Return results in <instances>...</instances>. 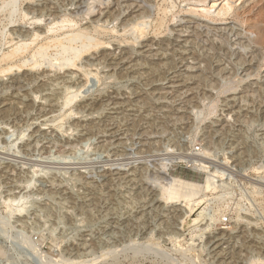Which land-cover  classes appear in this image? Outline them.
Listing matches in <instances>:
<instances>
[{"label": "rangeland", "instance_id": "374dc122", "mask_svg": "<svg viewBox=\"0 0 264 264\" xmlns=\"http://www.w3.org/2000/svg\"><path fill=\"white\" fill-rule=\"evenodd\" d=\"M215 1L210 15L182 0L97 4L77 27H90L107 45L91 60L95 67L83 57V69L60 74L50 69L62 63L55 48L51 64L36 63L32 53L70 33L49 34L50 21L36 27L46 35L7 65L3 56L25 44H7L24 21L10 24L0 12V70L12 66L26 81L18 105L0 114V264H250L264 256V46L252 44L251 22L242 23L259 14L264 0H234L226 16L221 9L227 0ZM27 3L32 1L21 4V12ZM142 7L150 13L138 21L144 38L134 25L123 27L141 16ZM108 13L118 21L109 27L95 22ZM159 20L164 27L157 30ZM254 57L260 77L242 82L252 69L238 63ZM204 152L211 161L207 173L188 160ZM208 174H218L215 195L207 194L199 207L208 230L183 227L189 222L184 204L157 203L168 180L204 185ZM13 197L21 200L11 213L6 200ZM221 234V255L215 256L208 243Z\"/></svg>", "mask_w": 264, "mask_h": 264}, {"label": "bare ground", "instance_id": "6f19581e", "mask_svg": "<svg viewBox=\"0 0 264 264\" xmlns=\"http://www.w3.org/2000/svg\"><path fill=\"white\" fill-rule=\"evenodd\" d=\"M27 0H3L0 6V12H4L7 16V21L10 24H14L17 23V20L19 21V19L21 21H24V26H20L19 29H14L12 30L11 34H10V39L9 42L7 44H14L17 45L18 43H23L25 42V44H23L22 47H18L15 50H13L12 52H9L8 54H6L5 56H3V62H5L7 65L12 64L14 61H16L19 57L24 56V54L26 52H28L29 49H31V47L36 44V42H38V40L40 39V37H42L41 35L47 33V31L45 32H41V31H36V27H41V25L46 24L48 21H50V24H54L53 26L51 25L48 28V33L49 34H56L60 33V34H64V33H70V35L66 34V38L64 40H59L60 38H58L59 41H56L57 39L53 40L50 43H47L43 46H41L40 48L37 47V51H35L34 55L32 53L33 59H35L36 63H40V62H44V64L46 65L47 63H50V60H48L49 58V50L52 48H55L58 52V58H59V63L60 61L62 62L61 64L57 65V68L55 67V64H52V66H50V69H54L55 73L60 72L61 71H68V70H73V68H79V69H83V64L85 62L81 64H78V61L82 60L83 57L85 58H89V60H87V64L89 66H94L95 63H91V60L93 59V57L95 56L96 52L99 50V48H101L102 46L107 45L106 42L100 41L99 39L97 40L96 38H94L91 33H90V27L85 28V26H83L82 24L80 25V27H77L79 25V22L83 23V21H86L87 19L89 20V17L95 12V9L97 7V4L99 5H107V7L109 5H111L110 2H107V0H31L32 3H27L26 8H24V12H21V4H23L24 2H26ZM137 1V0H136ZM144 1V0H142ZM234 0H227V3L222 7L221 11L222 13H224V15H228V13L231 11L232 9V3ZM150 1H147L145 3H147V7L149 6ZM182 2L184 3H191L192 2L196 3V7L194 8H200L202 11H205L206 14H209L211 10L216 9L217 7V2L215 0H210V4L209 7L204 5L208 2V0H182ZM236 3V2H235ZM200 4V5H199ZM121 4L119 3V6ZM131 5V4H130ZM127 6V9L129 10L130 8H132L131 6ZM257 5H259V3H257ZM206 6V7H204ZM138 7V6H137ZM208 7V8H207ZM256 6L254 5V7L251 10V12L254 10ZM126 8V7H125ZM143 8V7H142ZM262 8V7H260ZM145 10V8H143ZM149 9V8H148ZM200 10V11H201ZM247 12V11H246ZM250 12V11H249ZM248 12V13H249ZM123 13V12H122ZM189 13L196 15L197 13L200 14L201 12L198 11H189ZM121 14V13H120ZM124 14H125V10H124ZM149 10H145L143 11V13L138 15L139 17L134 18L133 20L131 19L128 24H122L124 29L126 27H128L129 25H134L135 29L137 30L138 33L141 34V36H146L145 33V29L144 25L143 28L141 27L142 25L138 22L139 19L141 18H145L148 16ZM205 14V16H206ZM247 14V13H246ZM105 15V14H104ZM109 15L106 14L105 17H107ZM165 15V12H164ZM175 15V14H174ZM188 15V14H187ZM210 15V14H209ZM111 16V15H110ZM150 16V15H149ZM208 16V15H207ZM243 16L240 15L239 13L236 15V19H240L239 17ZM113 19L114 17L111 16ZM116 17V16H115ZM77 18V19H76ZM107 20H96L95 22L99 25L102 24L101 26H105L107 25L108 27L111 24H114L116 22V20L118 19V16L116 17V19L112 20V18L107 17ZM174 18V17H173ZM92 19V18H91ZM105 19V18H104ZM160 19V18H159ZM162 19V18H161ZM178 20V18H174L173 20ZM235 19V18H234ZM242 19V18H241ZM245 19V18H244ZM176 20V22H177ZM118 21V20H117ZM159 24H157L158 28L157 30L161 29L162 27H164V22L163 20H159ZM183 19H180L179 22H182ZM93 22V23H95ZM187 22V21H186ZM250 23L249 24V28L250 30H252V33L256 34V37L251 40L252 44L256 45V46H264V7L260 10L259 14L248 17L247 20H243L242 23ZM88 23V22H87ZM86 23V24H87ZM144 23V22H143ZM187 23H191V22H187ZM77 27V28H76ZM121 27V26H120ZM115 28H118L117 26ZM33 29V30H30ZM226 29V28H225ZM224 29V30H225ZM38 30V29H37ZM231 32L234 31V29L231 27V29L229 30ZM186 32V31H184ZM229 32V33H231ZM5 31H0V35L4 36ZM238 37H241L242 34L238 31L235 30V34ZM56 37V36H55ZM30 42V43H29ZM29 43V44H28ZM38 45V44H37ZM40 45V44H39ZM110 45V44H108ZM245 45V44H244ZM18 46V45H17ZM222 46V45H220ZM225 46V45H224ZM246 46V45H245ZM250 47V44H249ZM34 49V48H33ZM32 49V50H33ZM219 49V48H218ZM223 49V47H222ZM245 49H248V46L245 47ZM225 50V49H224ZM218 51V50H217ZM228 53V52H227ZM235 53V52H233ZM232 53V54H233ZM248 53V52H247ZM230 54V53H229ZM237 54V53H236ZM235 54V56H236ZM231 55V54H230ZM248 54H246L247 56ZM30 56V55H29ZM234 56V58H235ZM240 56V55H239ZM258 56V55H257ZM260 56V55H259ZM51 57V55H50ZM57 57V56H56ZM115 58V56H114ZM217 58V57H216ZM215 58V59H216ZM32 59V60H33ZM117 59V58H116ZM247 59V58H246ZM254 59H256L255 57L252 58L251 61L249 60H244V59H240V62L238 63L239 66L244 67L243 69L245 70L247 67L246 66H250L252 69L250 71V73H247L244 78H242V82L246 81L248 79H251V77H260L261 74V66L257 65V67H254L256 64H252V62H254ZM261 59V58H260ZM210 60V59H209ZM262 60V59H261ZM260 60V61H261ZM264 60V59H263ZM46 61H49L46 63ZM221 61V60H220ZM34 62V60H33ZM256 62V61H255ZM27 63V62H26ZM36 63H34L33 67L35 69H38V71H36L35 73H40V69L41 66L38 64L35 65ZM41 64V63H40ZM259 64V63H258ZM28 65V64H27ZM100 65V64H99ZM102 65V64H101ZM118 65V64H117ZM36 66V67H35ZM48 66V65H47ZM98 66V64H97ZM22 67H24V65H22ZM32 67V68H33ZM86 67V66H85ZM95 67V66H94ZM117 67V66H116ZM13 67H7L6 69H1L0 70V75H4L7 74L11 71H13L12 69ZM40 68V69H39ZM15 69V68H14ZM17 69V68H16ZM21 69V66L18 67L17 70ZM98 69V68H97ZM45 70L43 69L41 72H44ZM49 71V70H48ZM52 71V72H54ZM223 71V70H222ZM14 72V71H13ZM18 71L14 72L15 74H11L9 79L4 80V78L6 77V75L4 76H0V114H3V117L5 116L4 113L7 111H9V109L15 108V105H18V103L15 101V99L19 98L21 96V92H25V83H23L21 80H19L20 75L19 73H17ZM51 72V71H50ZM64 72V73H65ZM23 74L26 75V73L23 72ZM33 74V72H32ZM41 74V73H40ZM44 74V73H42ZM92 74V73H91ZM101 74V73H100ZM118 74V73H117ZM145 74V73H144ZM167 74V73H166ZM31 75V74H30ZM56 75V74H55ZM241 75V74H240ZM24 76V75H23ZM38 76V75H37ZM143 77V76H142ZM25 78V77H24ZM36 78V77H35ZM39 78V77H38ZM37 78V79H38ZM168 78V77H167ZM23 79V78H22ZM28 79V78H27ZM148 79V78H147ZM30 80V77H29ZM164 80V78H163ZM162 80V81H163ZM241 80V79H240ZM239 80V81H240ZM20 81V82H18ZM227 81V79L225 80ZM234 81V80H233ZM159 82V81H158ZM235 82V81H234ZM28 83V82H27ZM33 83V82H32ZM31 83V84H32ZM154 83V82H153ZM228 83V82H227ZM230 83V82H229ZM10 84V85H8ZM232 84V82H231ZM28 85L30 86V84L28 83ZM27 85V86H28ZM145 85V84H144ZM149 86V84H147ZM227 85V84H226ZM38 86V85H37ZM143 86V85H142ZM222 86V85H221ZM220 86V88H221ZM233 87V86H232ZM236 87V86H234ZM233 87V88H234ZM252 87V86H251ZM215 88V87H214ZM231 88V89H233ZM36 89V88H35ZM34 90V89H33ZM229 90V89H228ZM227 90V91H228ZM69 91V90H68ZM80 91V90H79ZM226 91V90H225ZM39 92V91H38ZM42 92V91H41ZM224 92V91H223ZM75 93V92H74ZM140 93V92H139ZM138 93V94H139ZM225 93V92H224ZM134 94V93H132ZM36 95V94H34ZM26 96V95H25ZM136 96V95H135ZM22 97V96H21ZM40 97V96H39ZM48 97V96H47ZM51 97V96H50ZM38 98V97H37ZM36 98V99H37ZM74 98V95L73 97ZM20 99V98H19ZM65 99V97H64ZM209 99V98H208ZM42 100H44V98H42ZM41 100V101H42ZM240 100V99H239ZM72 101V100H71ZM37 102V101H36ZM54 102V101H53ZM70 102V101H69ZM33 103V102H32ZM42 103V102H41ZM52 103V102H51ZM70 104V103H69ZM117 104V103H116ZM212 104V103H211ZM260 104V103H259ZM60 105V104H59ZM68 106V103L66 104ZM214 105V104H213ZM45 106V105H43ZM64 106V104H63ZM215 106V105H214ZM62 107V106H61ZM109 107V106H108ZM38 108V107H37ZM40 108V107H39ZM80 108V107H79ZM213 108V107H212ZM209 107V109H212ZM78 109V108H77ZM82 109V108H81ZM216 108H214L215 110ZM23 110V109H22ZM71 110H74L71 109ZM70 110V112H71ZM212 110V111H214ZM210 111V112H212ZM26 112V111H24ZM38 112V111H37ZM74 112V111H73ZM72 112V113H73ZM215 112V111H214ZM212 112V113H214ZM5 113V114H6ZM20 113V112H19ZM39 113V112H38ZM76 113V112H75ZM80 113V112H79ZM17 114V113H16ZM26 114V113H25ZM24 114V116H25ZM209 114V113H208ZM211 114V113H210ZM14 115V114H13ZM18 115V114H17ZM68 115V114H67ZM80 115V114H79ZM82 115V114H81ZM7 116V115H6ZM48 116V115H47ZM71 116V115H70ZM74 116V115H73ZM72 116V117H73ZM21 117V116H20ZM41 117V116H40ZM63 118V117H62ZM65 118V117H64ZM63 118V119H64ZM231 118V117H230ZM4 119V118H3ZM38 120V119H35ZM40 120V119H39ZM20 121V120H19ZM15 122V121H14ZM32 122V121H31ZM36 122V121H35ZM13 124V123H12ZM10 126V125H9ZM80 127V126H79ZM10 128V127H9ZM71 128V127H70ZM6 129V128H5ZM72 130V128L70 129ZM107 130V129H106ZM11 131V130H10ZM67 131V130H66ZM99 131V130H98ZM65 132V131H64ZM69 132V131H68ZM88 132V131H87ZM104 132V131H103ZM116 132V131H115ZM36 135V132H34ZM70 133V132H69ZM73 133V132H72ZM117 133V132H116ZM7 134V133H6ZM65 134V133H64ZM96 134V133H95ZM23 135V134H22ZM66 135V134H65ZM64 135V136H65ZM92 135V134H91ZM97 135V134H96ZM115 135V134H113ZM111 135V136H113ZM118 135V134H116ZM25 136V135H24ZM32 136V135H31ZM93 136V135H92ZM39 137V136H38ZM115 137V136H114ZM32 138V137H31ZM71 138V137H70ZM26 139V138H25ZM30 140V139H29ZM79 142V141H78ZM28 144V143H27ZM1 145V144H0ZM35 145V144H34ZM33 145V146H34ZM14 146V145H13ZM30 146V145H28ZM1 147V146H0ZM15 147V146H14ZM12 148V147H11ZM11 148H9L11 150ZM20 148V147H19ZM33 148V147H32ZM9 150V151H10ZM35 150V149H34ZM18 151V149H17ZM27 153V152H26ZM202 153V152H201ZM28 155V154H27ZM200 155V154H199ZM208 153L204 152V154L200 155V157H191L190 159L188 158V160H192V167H196V169H200L201 171H204L207 173V171H209L211 168L209 166L210 162L207 158ZM17 156V155H16ZM15 156V157H16ZM21 156V155H20ZM183 160V159H182ZM187 160V159H185ZM187 160V161H188ZM188 162V163H191ZM100 164V163H99ZM215 166V165H214ZM219 166V165H218ZM194 167V168H195ZM220 167V166H219ZM218 167V168H219ZM214 169V168H213ZM221 169V168H220ZM164 170V168H163ZM166 170V169H165ZM164 170V171H165ZM42 171V170H41ZM212 172V170H211ZM164 173V172H163ZM210 173V172H209ZM213 173V172H212ZM215 173H219L221 174L220 171H215ZM166 174V171L165 173ZM214 174V173H213ZM209 175V174H208ZM207 175V176H208ZM216 175V174H215ZM218 175V174H217ZM216 175V176H217ZM167 176V175H165ZM216 176H212L211 174L206 178V183L204 185L195 183V182H190L188 180H183V179H170L166 177V181L168 180V183L165 184L164 186H161V191L162 193L159 194V198L156 200L157 203L158 202H164L167 204H173V205H182L184 204V209L186 210V213H184V215L189 214V222L186 224L183 222V227L187 226V225H191L193 228H199L202 226H206L203 231L208 230L209 225L207 226V223L202 224V222H204L206 220V212L205 211H200L201 208H199L202 204L204 205V203H206V201L208 202V198H207V194L209 196V193L215 195V191L217 190L216 186H215V177ZM163 178V177H162ZM162 185V184H160ZM29 186V185H28ZM159 186V185H158ZM263 187V186H262ZM157 193V192H156ZM255 194V193H254ZM152 195V194H151ZM9 197V196H8ZM5 200V199H4ZM21 198L18 197H13V198H9L6 200V203L11 211V213H13L14 209L13 207L17 204V202L19 201L20 203ZM177 205V206H178ZM155 206V205H154ZM7 207V208H8ZM203 207V206H202ZM238 207V206H237ZM179 208V207H177ZM201 213L197 214L199 211ZM23 209V208H22ZM180 209V208H179ZM203 209V208H202ZM24 210V209H23ZM7 211V210H6ZM23 212V211H21ZM177 212V211H176ZM205 212V213H204ZM17 214V213H16ZM240 214V213H238ZM175 215V214H174ZM178 215V214H177ZM182 215V213H181ZM180 215V216H181ZM183 215V216H184ZM208 215V214H207ZM238 216V215H237ZM179 217V215L177 216ZM246 217V216H245ZM243 217V218H245ZM176 218V217H175ZM184 218V217H182ZM180 218V219H182ZM212 218V219H211ZM210 219L213 220V217H211ZM185 219V218H184ZM210 219L208 221H210ZM252 219V218H251ZM243 220V219H241ZM249 220V219H248ZM247 220V221H248ZM180 221V220H179ZM206 221V222H208ZM218 221V220H217ZM181 222V221H180ZM252 222V220H251ZM171 223V222H170ZM174 223L175 220H174ZM210 223V222H209ZM208 223V224H209ZM214 223V222H213ZM211 224V223H210ZM201 225V226H199ZM179 225H177L178 227ZM199 226V227H198ZM238 226V225H237ZM189 227V226H188ZM253 228V227H252ZM142 229V228H141ZM200 229V228H199ZM242 229V228H241ZM194 230V229H193ZM221 230H225V228H222ZM171 231V230H170ZM174 231V230H173ZM176 231V230H175ZM174 231V232H175ZM142 232V231H141ZM168 232V231H167ZM165 232V233H167ZM252 232V231H251ZM192 233V232H191ZM190 233V234H191ZM199 233V232H198ZM217 233V232H216ZM253 233V232H252ZM255 233V232H254ZM172 234V233H171ZM224 234V233H223ZM173 235V234H172ZM177 235V234H176ZM192 235V234H191ZM220 235V234H219ZM227 235V234H226ZM165 236V235H162ZM178 236V235H177ZM180 236V235H179ZM183 236V235H182ZM200 235H197V237H199ZM222 237L218 238V236H216V240H212L210 241L208 244H210V249H212L213 252H216L220 249L221 247V243L222 241H224V236L221 234ZM172 237V236H171ZM176 237V236H175ZM204 236H202L203 238ZM214 237V236H213ZM170 238V237H169ZM178 238V237H177ZM176 238V239H177ZM171 239V238H170ZM175 239V240H176ZM179 239V238H178ZM183 239V238H182ZM152 240V239H151ZM180 240H181V236H180ZM134 241V240H133ZM194 241V240H193ZM203 241V240H202ZM201 241V242H202ZM241 241V240H240ZM132 242V240L130 241ZM135 242V241H134ZM154 242V241H152ZM151 242V243H152ZM207 242V241H206ZM149 243V242H148ZM150 244V243H149ZM177 244V243H176ZM194 244V243H193ZM207 244V243H206ZM205 244V245H206ZM223 244V243H222ZM240 244V243H239ZM131 245H133L131 243ZM142 245V244H141ZM189 245V244H188ZM243 245V244H242ZM153 246V245H152ZM191 246V245H190ZM194 246V245H193ZM259 246V245H258ZM187 247V246H186ZM201 247V246H199ZM248 247V246H246ZM188 248V247H187ZM254 248V247H253ZM139 249V248H138ZM241 249V248H240ZM249 249V248H248ZM252 249V248H251ZM140 250V249H139ZM186 250V249H185ZM188 250V249H187ZM190 250V249H189ZM188 250V251H189ZM196 250V249H195ZM232 250V249H231ZM176 251V250H175ZM181 251V250H180ZM187 251V252H188ZM194 251V250H193ZM220 251V250H219ZM216 252L215 256L217 255H221V252ZM239 251V250H238ZM253 251V250H251ZM140 252V251H139ZM184 252V251H183ZM186 252V253H187ZM224 252V251H223ZM231 252V251H230ZM254 252V251H253ZM177 253V252H176ZM190 253V252H189ZM188 253V254H189ZM203 253V252H202ZM256 253V251H255ZM258 253V252H257ZM110 254V253H109ZM185 254V253H184ZM200 254V253H199ZM205 254V253H204ZM203 254V255H204ZM211 254V253H210ZM230 254V253H229ZM260 254V253H259ZM103 255V254H102ZM106 255V254H105ZM186 255V254H185ZM184 255V256H185ZM231 255V254H230ZM236 255V254H234ZM256 255V254H255ZM108 256V254H107ZM190 256V255H189ZM224 256V255H223ZM239 256V255H238ZM245 256V255H244ZM261 258L258 257L257 259H255L254 261H252L250 264H264V256H262L260 254ZM100 257V256H98ZM106 258V256H104ZM103 257V258H104ZM246 257V256H245ZM263 257V258H262ZM199 258V257H198ZM206 258V257H205ZM101 259V258H100ZM186 259V257H185ZM188 259V258H187ZM192 259V258H191ZM243 259V258H242ZM81 260V259H80ZM190 260V258L188 259ZM246 260V259H245ZM75 261V260H74ZM77 261V260H76ZM97 261V260H96ZM179 261V260H178ZM191 261V260H190ZM217 261V260H216ZM72 262V261H71ZM87 262V261H85ZM95 262V261H94ZM193 262V261H191ZM210 262V261H209ZM96 263V262H95ZM177 263V262H176ZM173 263V264H176ZM190 263V262H189ZM194 263V262H193ZM192 263V264H193ZM72 264V263H71ZM89 264V263H88ZM186 264V263H185ZM188 264V263H187ZM191 264V263H190ZM200 264H202L200 262ZM233 264V263H232Z\"/></svg>", "mask_w": 264, "mask_h": 264}]
</instances>
